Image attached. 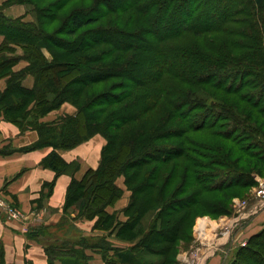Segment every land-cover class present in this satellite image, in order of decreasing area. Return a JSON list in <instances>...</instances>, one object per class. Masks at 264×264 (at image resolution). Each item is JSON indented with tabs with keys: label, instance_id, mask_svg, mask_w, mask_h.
I'll use <instances>...</instances> for the list:
<instances>
[{
	"label": "trees",
	"instance_id": "1",
	"mask_svg": "<svg viewBox=\"0 0 264 264\" xmlns=\"http://www.w3.org/2000/svg\"><path fill=\"white\" fill-rule=\"evenodd\" d=\"M15 4L32 6L36 24L7 18ZM0 35V116L51 148L43 166L72 174L57 151L105 140L99 167L72 178L64 203L104 234L67 242L29 230L48 264H87L85 249L108 264L170 263L196 208L226 213L264 174V0H7ZM64 103L75 113L41 122ZM121 176L124 222L107 212ZM230 264H264V227Z\"/></svg>",
	"mask_w": 264,
	"mask_h": 264
},
{
	"label": "crops",
	"instance_id": "2",
	"mask_svg": "<svg viewBox=\"0 0 264 264\" xmlns=\"http://www.w3.org/2000/svg\"><path fill=\"white\" fill-rule=\"evenodd\" d=\"M6 1L0 0V6ZM3 14L8 18L24 20L25 6L11 5L3 10ZM2 41L3 36L0 35V44ZM26 65L25 61H20L13 70L20 71ZM33 83V77L27 75L21 84L30 89ZM5 85L6 79L3 78L0 80V91L4 90ZM75 110L72 105L64 103L58 110L44 116L41 122L52 123L63 114H74ZM37 140L35 131L22 132L18 126L0 116V200L18 209L23 215L20 220H12L0 214V254L3 264H48L43 247L45 241L26 236L31 229L42 227V232L49 239L58 238L67 242L103 235L102 231L94 229L95 220L76 218V208L72 207L68 212H64V203L72 178L79 181L88 170L98 167L105 140L96 135L74 149L57 151L67 165L77 166L72 174L63 173L59 176L43 166V160L51 152V148L34 147ZM115 184L122 190V195L112 207L107 208V212L118 213V219L124 222L126 217L122 210L128 204L130 192L125 187L122 176L116 179ZM256 203V200L249 202L248 210L243 216H239L243 217V220L231 225L234 229L251 225V228H246L247 232L243 236L245 239L257 233L264 225V210L260 205L256 206ZM254 205L256 207L253 214H257V217L251 218L250 211ZM209 233L213 235L212 231ZM106 240L115 246H124L112 237ZM83 254L89 257L87 264H108L95 249H85ZM53 264L61 263L54 261Z\"/></svg>",
	"mask_w": 264,
	"mask_h": 264
},
{
	"label": "rangeland",
	"instance_id": "3",
	"mask_svg": "<svg viewBox=\"0 0 264 264\" xmlns=\"http://www.w3.org/2000/svg\"><path fill=\"white\" fill-rule=\"evenodd\" d=\"M25 11V21L22 18L21 20L28 24H36V17L32 11V6H25ZM59 23L60 22H57L48 27V31H52L59 25ZM244 28H249V26L244 25ZM47 53L48 52L45 51V54L49 58V54ZM21 55L22 51L18 48L15 51V56L20 57ZM255 176H257L258 181L254 179L255 183L251 188L247 189L246 191L241 190L234 192L237 194H235L227 203V212L225 211L226 213L215 216L207 214V212L202 208H196L194 218L189 223L190 229L188 228L187 231L190 235V240L181 241L178 243L172 261L167 264H186V262L188 264H230V259L233 258L235 249L237 247H243V243L246 245L248 239H245L243 236L247 232L246 228H251V225H246L239 229L235 228L234 233L225 239H223V234L228 228H230L231 225L243 220V217L239 216H243V213L248 210L249 202H255L256 200V206L261 203V197H258L257 193L259 190L263 189L259 188L260 186L264 187V174H255ZM240 205H243V209L239 208ZM255 205L252 206L250 211L251 218L257 217V214H253V210L256 207ZM223 206L225 207L224 204ZM262 210H264V207H262ZM212 228H215V230H210ZM209 231H212V236L210 235ZM220 239H223V241L218 242L217 240ZM211 244H215V248L213 252L209 253L208 246ZM110 254V256H112L113 252ZM213 260L215 262H213Z\"/></svg>",
	"mask_w": 264,
	"mask_h": 264
},
{
	"label": "built area",
	"instance_id": "4",
	"mask_svg": "<svg viewBox=\"0 0 264 264\" xmlns=\"http://www.w3.org/2000/svg\"><path fill=\"white\" fill-rule=\"evenodd\" d=\"M254 179L258 181L257 176H255ZM259 188H263L259 190L257 193V196L261 197V203L259 205L261 207H264V187L260 186ZM239 208L243 209V205H240ZM0 214H4L7 216V218L12 220H20L23 217L22 213L18 209L6 204L2 199L0 200ZM232 233H234V228L233 226H230V228H228L227 231L224 232L223 239L227 238ZM244 245L245 243L242 244V246ZM214 248H215V244H211L210 246H208V252L209 253L213 252ZM186 264L188 263L186 262Z\"/></svg>",
	"mask_w": 264,
	"mask_h": 264
},
{
	"label": "bare ground",
	"instance_id": "5",
	"mask_svg": "<svg viewBox=\"0 0 264 264\" xmlns=\"http://www.w3.org/2000/svg\"><path fill=\"white\" fill-rule=\"evenodd\" d=\"M98 167H99V166H98ZM88 183H89V182H88ZM88 183H87V184H88ZM104 199H105V198H104ZM205 233H206V232H205Z\"/></svg>",
	"mask_w": 264,
	"mask_h": 264
}]
</instances>
